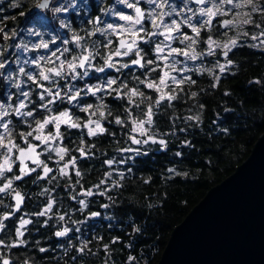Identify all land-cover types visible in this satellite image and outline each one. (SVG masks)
I'll use <instances>...</instances> for the list:
<instances>
[{
    "label": "trees",
    "instance_id": "1",
    "mask_svg": "<svg viewBox=\"0 0 264 264\" xmlns=\"http://www.w3.org/2000/svg\"><path fill=\"white\" fill-rule=\"evenodd\" d=\"M258 2V10L249 12V22L233 24L229 32L209 26L200 29L193 45L200 54L198 66L187 72L184 83H170V92L164 89L176 99L161 102L158 110L153 107V124L146 126L149 134L166 139V147L142 144L139 154L121 155L117 165L103 168L95 162L89 175L96 169L109 170L111 175V183L97 196L107 203L106 218L82 224L76 240L64 239L57 256L39 254L37 264H156L172 227L210 185L246 157L264 130V44L260 48L247 42L249 34L264 33V0ZM81 8L91 9L92 14L96 0H86ZM72 31L85 39L96 38L81 26H73ZM212 33L216 40L229 36L237 40L223 72L217 66L220 57L204 53L205 37ZM138 91L145 93L137 97L140 109L135 117L140 119L144 104H154L159 95L143 85ZM115 131L109 126L110 136L102 133L95 146L108 150L116 138L119 146L124 145L121 136L112 135Z\"/></svg>",
    "mask_w": 264,
    "mask_h": 264
},
{
    "label": "flooded vegetation",
    "instance_id": "2",
    "mask_svg": "<svg viewBox=\"0 0 264 264\" xmlns=\"http://www.w3.org/2000/svg\"><path fill=\"white\" fill-rule=\"evenodd\" d=\"M39 1L0 0V64L5 65L4 68H0V103L17 107L23 101L27 105L22 110L25 112L33 110V105H36L33 110V117L18 116L12 113L4 119L10 122L9 133L11 134V139L20 147H25L24 142L20 139V134L32 131L36 127L37 120L47 118L49 115H59L62 111H69L73 117V121L80 123L82 127L70 128L64 124L60 125L59 131L61 133V139L59 143L52 142L53 147H64L68 149V154L65 155L63 161H59L55 152H44L40 156V159L44 160L53 169V172L49 174L48 178L40 179L39 177H43V171L41 168H37L36 172L23 177L22 180H15V176L20 175L19 161L12 165L10 172L6 171L3 176H0V188L8 180H12L13 182L12 189L0 192V218L9 212L13 213L7 220L3 221L5 228L0 231V240L4 241V244L0 245V264L5 259L9 261V264H37L38 255L43 254V252H52L54 256H57L55 252L61 248L60 243H63L65 241L64 239H68L69 241L73 237L76 240L78 234L81 232L82 224H86L87 221H103L105 219L104 215L108 214L107 207H105L107 203L100 200L97 196L101 194L104 186H108L111 183L110 171L96 169V172L89 175L88 169L94 168L92 165L95 162L101 163V167L117 165L121 161V155L124 158L126 154L134 152L135 149H139V146L130 139V133H132L130 128L127 130L123 128L121 131L117 128L119 125L115 122L119 118L126 121L124 126L132 127L131 120L132 118H136V115L135 110L129 115H125V109L132 107L127 98L121 99L117 96L116 92L97 93L96 96H92L91 94L84 95L82 92L81 96L72 103H69L66 99L63 101L57 100L50 106L51 112H49L40 107L43 101L39 99V96L43 89L38 87L36 82L30 81L28 75H35L40 70L46 71L49 67H57L59 61L67 62L72 57L80 55V46L72 42V37L76 35L72 31L73 26H81L82 29L88 30L89 33H95V39L84 38L81 40L80 45L83 46L85 51L99 52V55L93 60L94 67L89 69L88 76L82 79L78 78L77 80H71L70 77L65 79L56 78L62 94L68 91L69 88L73 89L74 94L75 90L84 89L85 85L95 86L108 79H117L118 84L123 81L129 88H132L136 87L137 80L148 81L153 80L152 78L154 77L155 80H158L159 76L157 73L161 75L163 70L169 69L166 66V62L157 60V54L154 50V47L164 37L154 36L150 40L139 41V46L142 49L141 55L144 56L145 60H155L161 65L156 73H149L145 68L136 65L126 69L120 68L119 72L116 69L107 67H105L104 72H96L95 68L104 67L108 55L115 52L118 48L119 39L128 38L126 34H123L128 28V24L116 33L109 31V35H104L97 31V28H105L103 18L107 20L108 16L106 11H110L107 7L111 6L113 0H96V8L92 14L88 13L91 9L81 8L86 3V0H78V2L82 1V4H76L73 8L70 4L68 7L65 6L63 9H67L66 11H56V6L61 4L57 0H48L47 8L35 9L34 7ZM188 1L192 6L198 5L191 0ZM128 2L133 3L135 0H128ZM168 4L175 8L176 12L165 17V20L177 19L178 22H181L183 18L177 14V9L182 4V0H168ZM138 6L145 13L149 11V6L145 0H140ZM123 9L125 15H135L133 9L127 6H124ZM78 11H82V13ZM163 11L171 12V8H165ZM228 15V13H224L223 15L219 14L213 17L209 27L217 28L221 33L222 31L229 32L230 26H224V21L228 20ZM97 20L99 22L95 23ZM93 26L96 27L94 32L90 30ZM29 27H31L30 32L27 30ZM145 27L148 31L155 30L150 23H146ZM181 31L190 35L191 28L185 24H181ZM34 33H38V35H34ZM224 34L226 35V33ZM40 37L46 41L48 40V43L46 42L49 45L48 48L35 47V45L43 43ZM194 37L196 38L195 35ZM209 37L216 40L213 38L212 33V35L205 37V41ZM221 40L225 39H219V41ZM65 41L68 42L65 43ZM93 41L96 43L93 44ZM109 41H111V44L108 43ZM169 42L176 46H184L179 40ZM65 48L69 49V52H63ZM205 48L204 53H206ZM224 51L222 50L218 53L215 50L212 55L215 56L217 54L221 60V58H226L222 54ZM53 53H55V56ZM41 57L45 59L40 61V66L31 62L33 60H39ZM57 57H59V61ZM135 57L131 54L130 56H115L113 60L117 61V67L119 68L121 64L128 63ZM178 65H174V69L175 67H179ZM20 68H24V73L19 71ZM191 69L192 67L187 72ZM77 71L83 70L78 68ZM9 77L11 78L9 79ZM41 82L45 87H52L53 91L57 88V85L52 84L51 81ZM116 87V85H113V88ZM120 91L122 92L123 89L121 88ZM25 92L29 93L27 98L22 95ZM49 98L46 96V100ZM134 99L137 103L138 98ZM89 105H92V107L87 112L82 111L83 108H87ZM100 105H103V107H100ZM144 105L147 107L149 104ZM121 109L122 115L119 113ZM100 112L104 113L103 117L99 116ZM98 119L106 129L105 133L109 126H115L116 131L112 135L114 137L121 136L124 145L119 146V141L116 138L117 141L109 145L108 150H102L98 146H95V140L102 134L88 136L87 129L83 125L87 124L89 120L96 121ZM55 131L56 128L54 125H48L44 129V134L46 135L48 132L54 133ZM107 133L110 136L109 132ZM0 134H3V129H0ZM40 134V132L35 133V135ZM131 135L135 134L132 133ZM135 136L139 139L143 138L137 135ZM29 142L34 144L39 143L35 141L34 137H30ZM3 143L7 144V139ZM43 147L41 145V148ZM80 148L88 151L90 155L81 157L79 151H77ZM123 148H129L131 151L122 152L121 149ZM37 150L40 151V149ZM12 154L19 155L15 149H13ZM4 155V149H0V163L3 162ZM49 155L52 157L50 161L46 159ZM71 157H75L77 160L75 169L70 164L68 175H61L58 169ZM109 160L112 161V164H108ZM26 163L30 168L36 167L31 161H26ZM75 170H79L80 176H76ZM106 175L108 176L106 177ZM88 191H91L93 195H86ZM15 192H20L24 197V202L18 211L13 210V206L16 203L14 199ZM81 200L84 201L87 207L79 203ZM52 201H54L53 208L47 215H36L38 212L43 211L47 207V204ZM94 212L99 213V215L92 216ZM61 215L65 217L64 220L59 219ZM20 219H29L31 221V223L22 229L24 232L23 237L16 235V229L19 227ZM65 227L70 229L65 236L55 235L57 231H60L61 228L63 230ZM20 239H23L25 243L19 244L18 241ZM13 244L16 246H7ZM41 248L45 249V251L41 252ZM44 258L40 259L43 260Z\"/></svg>",
    "mask_w": 264,
    "mask_h": 264
},
{
    "label": "snow or ice",
    "instance_id": "3",
    "mask_svg": "<svg viewBox=\"0 0 264 264\" xmlns=\"http://www.w3.org/2000/svg\"><path fill=\"white\" fill-rule=\"evenodd\" d=\"M122 2L125 3L128 8L133 9L135 13L134 16L124 14H120L119 16L121 20L127 22L128 24V28L123 33L126 34L128 38L120 39L119 47L115 50L114 53L108 55L104 67L95 68L96 72H104L105 67L116 69L117 72L120 71V68H128L129 64L127 63L121 64L118 68L117 61H114L112 57L113 55L116 57H121L130 56L131 54L138 57L136 59H131L132 65L145 68L146 71L149 73H156L157 69L160 68L161 65L155 60H145L144 56L141 55L142 49L139 46V41H143L146 39L150 40L154 36L164 37V41H161L159 44L156 45L155 53L157 54V60L166 62V66L169 69L175 70L174 65L182 63L181 61L175 59L177 55L183 56L186 60L195 61L198 59L199 54H197L195 49L193 48V45L197 43V40L189 35H185L181 31V24H185L189 28H191L192 32L195 34L196 37L200 36V28L193 26L190 22V18L184 19L181 22H177L175 19L171 20L170 22H166L165 17L170 16L172 15V13L176 12V9L173 8L170 4H168V0H148V3L152 5V7L147 13H145L141 9V7L138 6L140 0H135V2L133 3H129L128 0H122ZM195 3L198 5L212 4V7H201L199 9V14L201 16L208 17V20L204 24H201V28L210 26L212 23V18L216 17L219 14H222L220 7H222L223 5H232L233 9L241 7V5L239 4H234L233 0H217L216 3H213V0H195ZM217 3L220 5V7H217ZM249 3H251V0H249ZM38 7L42 9L47 8L48 0H44L43 3L38 5ZM165 8H171V12L162 11ZM64 10L66 11L67 9ZM56 11H61V9L57 8ZM189 11H191V9H189ZM253 11H257V9L253 8ZM192 15H196V13H192ZM98 22L99 20H97L95 23ZM248 22V20L244 21V23ZM146 23H150L152 28L155 30L148 31V29L145 27ZM231 24H233V21L231 20L224 21L225 27ZM65 26L67 27V25ZM109 30H111V32L117 31V29L112 24H107L105 28H97V31L101 32L104 35H109ZM34 35H38V33H34ZM91 35H95V33H91ZM181 36L183 37V39L180 40V43L185 44V42H187L185 44V47L188 48L190 51H185L182 48L178 47H172L170 43H165V41L179 40ZM82 39L84 38L79 35H74L72 37V42L80 46V55L72 57V59L67 62L59 61V57H57V60L59 61L57 67H49L46 71L40 70L35 75H28V79L30 81L36 82L38 87L43 89L39 96V99L43 101V103L40 104V107L44 108L46 111L51 112L50 106L54 104L57 100L63 101L66 99L69 103H72L73 101H76L78 97L81 96L82 92L84 93V95L91 94L92 96H96L97 93L116 92L117 96H119L121 99L127 98L129 104L132 105L131 108L125 109V115L127 116L132 111L140 109V104H137L134 98L145 96V93L143 91H138V87L140 85H143L145 88L152 89L156 93H159V96L158 99L155 100L154 104H149L146 109L140 110V115L144 117L143 119L132 118L131 120V132L138 133L139 136L143 137V139H138L135 135H130V139L133 143L137 145H147L151 142L159 143L160 145L166 147L165 141L162 139L157 140L153 135L149 134V128L145 127V125L150 126L153 124V107H156L158 110L159 106L161 105V102L165 100L172 101L176 99L175 95L169 94V92L171 91V89L169 88V84L184 83V78L181 77L180 80H177L175 76L170 75L169 71H164L163 75H159L157 73V75L159 76L158 81L137 80V86L132 88H129L128 85L123 81L118 84L117 79H108L102 82L101 84H97L95 86L85 85L84 89L75 90L74 94L72 88H69L68 91L62 94L56 78L65 79L70 77L71 80H77L78 78L82 79L83 77L88 76L89 69L94 67L92 63L93 60H95L96 56L99 55V52L85 51L83 46L80 45ZM67 42L68 41H65V43ZM92 43L95 44L96 42L93 41ZM108 43L111 44V41H109ZM236 43V40H230L228 43L220 45V47L225 49V51L223 52V55L225 57L228 56V51L231 50L230 46H235ZM207 44L209 45L208 54L212 55L213 47L217 45V42L209 37V39L207 40ZM35 47L48 48L49 45L47 43H41L39 45H35ZM63 52H69V49L65 48L63 49ZM165 52H167L166 55H164ZM53 55L55 56V53H53ZM169 58H171V60H169ZM44 59V57H41L39 60H33L31 62L36 64L37 66H40V61ZM49 62L51 63V61ZM228 63H231V61H228ZM4 66V64H0V68H4ZM78 68L83 71L78 72ZM219 69L221 72H223L225 70V65H219ZM184 70L185 69H180V71ZM200 70L203 71V69ZM19 71L21 73H24L25 70L24 68H20ZM10 78L11 77H9V79ZM41 81H51L52 84L57 85L56 90L53 91L52 87H45V85ZM188 82L194 83V81L191 80H189ZM113 85H116L117 87L113 88ZM17 87H19V85H17ZM121 88L123 89L122 92L120 91ZM164 89H169V92H165ZM22 95L27 98L29 96V93L25 92L22 93ZM192 95L195 96L196 93H192ZM46 96L50 98L46 100ZM141 103H143V100L141 101ZM26 107L27 105L23 101H21L17 107H12V105L10 104L0 103V129H3V134H0V149H4L5 152L3 162L0 163V176H3L6 171L10 172L12 170V165L19 161L18 166L20 175L15 176V180L17 181H20L23 179V177L29 176L31 173L36 172L37 168H41L43 171V177H39L40 179L48 178L49 174L53 172V169L49 167L44 160H41L40 156L44 152H55L57 157L59 158V161H63L65 155L68 154V149L64 147H53L52 142L55 141L59 143V140L61 139V133L59 131L60 125L64 124L70 128L82 127L80 123L73 121V117L69 111H62L59 113V115H49L47 118L37 120L36 127L32 131L20 134V139L25 144V147H20L11 139V134L9 133L10 122L6 121L4 118L8 117L12 113H15L18 116L33 117V110L35 109L36 105H33V110H29L26 112L22 111ZM91 107L92 105H89L87 108H83L82 111L87 112ZM100 107H103V105H100ZM99 116L103 117L104 113L100 112ZM115 122L118 125H124L126 123L125 120L119 118H117ZM48 125H54L56 131L54 133L48 132L45 135L44 129ZM83 127L87 129L88 136H97L106 131V129L101 125L99 119L96 121L89 120L87 124L83 125ZM36 132H40L41 134L35 135ZM30 137H34L35 141H38L39 143H30ZM5 139H7V144L3 143ZM41 145H43L44 147L41 148ZM13 149H15L16 152L19 153V155H13ZM37 149H40V151H38ZM77 151H79L81 157H86L90 155V153L88 151H85V149L83 148L77 149ZM134 151H136L137 154H139L140 152L139 149H135ZM46 159L50 161L52 157L49 155L46 157ZM26 161H31L36 167H28ZM76 163V158L71 157L67 162L63 164L61 168L58 169V171L61 175L67 176L69 165L71 164L73 169H75ZM108 164H112V161L109 160ZM75 174L76 176H80L79 170H75ZM12 183V180H8V182L4 184L2 188H0V192H5L7 190L12 189ZM86 195L91 196L93 195V193L91 191H88ZM14 199L16 201L15 208L18 211L21 207V204L24 202V197L21 195L20 192H15ZM79 203L84 207H87L83 200L79 201ZM53 204L54 201L49 202L47 204V207L43 211L38 212L36 215H47L52 210ZM105 207H107V205H105ZM11 215H13V213L9 212L7 215L0 218V231L5 228V224L3 221L7 220ZM97 215H99V213H92V216ZM59 219L64 220L65 217L61 215ZM29 223H31L29 219H20L19 227L16 229V235L19 237H23L24 232L22 231V229H24L25 226ZM69 231L70 229L65 227L62 231H57L55 235L62 237L65 236ZM18 243L24 244L25 241L23 239H20ZM3 244L4 241L0 240V245ZM7 246L14 247L16 245L13 244ZM40 251L43 252L45 251V249L41 248ZM80 251H84V248H81ZM2 264H9V261L5 259L3 260Z\"/></svg>",
    "mask_w": 264,
    "mask_h": 264
},
{
    "label": "water",
    "instance_id": "4",
    "mask_svg": "<svg viewBox=\"0 0 264 264\" xmlns=\"http://www.w3.org/2000/svg\"><path fill=\"white\" fill-rule=\"evenodd\" d=\"M156 264H264V130L246 157L172 227Z\"/></svg>",
    "mask_w": 264,
    "mask_h": 264
},
{
    "label": "rangeland",
    "instance_id": "5",
    "mask_svg": "<svg viewBox=\"0 0 264 264\" xmlns=\"http://www.w3.org/2000/svg\"><path fill=\"white\" fill-rule=\"evenodd\" d=\"M59 1L61 4L56 6V8H61V10H64L63 8L66 6L68 7L69 4L70 6L73 8V6H75L76 4H82V1H79L78 0H57ZM146 4H148L149 8L148 10L151 9L152 5H150L148 3V0H145ZM217 0H213V3H216ZM233 3L234 4H239L241 5V7H237V8H234L233 9V6L232 5H223L222 7H220V5L217 3V7H220V10H221V15H223L224 13H228V20H231L233 21V24H239L241 25L242 23H244L245 20H248V17H249V12L253 11V8L257 9L258 6H259V2L258 0H251V3H249V0H233ZM126 6L125 3L122 2V0H113L112 1V4L111 6L107 7L110 11H106L107 13V20H104V26L106 27L107 24H112L118 32L123 26H127V23L123 20H121L119 18L120 14H124V9L123 7ZM201 7H212V4H206V5H191L189 3L188 0H182V4L179 6V8L177 9V14H179L181 16V18L184 19H187V18H190V22L192 23L193 26L199 28L200 27V24L204 21H207L208 20V17L207 16H201L199 14V9ZM189 9H191V11H189ZM258 10V9H257ZM163 11V10H162ZM192 13H196V15H192ZM173 20V19H172ZM177 22L178 20L175 19ZM166 22H170L171 20L167 21L165 20ZM231 24V25H233ZM229 25V26H231ZM264 28V26H263ZM27 30L30 32L31 31V27L27 28ZM90 30L92 32H94L96 30V27L93 26L92 28H90ZM111 32V30H109ZM116 32H111V33H116ZM185 35H187V33H184ZM263 30H260L259 32L257 33H253V34H249V39L247 40V42L255 47H262L264 42H263ZM195 34H193L192 30H191V33L189 36L194 37ZM40 39L42 40L43 43H48V40L46 41L45 39H43L42 37H40ZM183 37L181 36L179 41L182 40ZM209 38L206 39L205 41V44H206V48H205V52L207 53L208 52V48H209V45L207 44V40ZM212 39V38H211ZM214 40V39H212ZM230 40H236L235 37L233 36H229L228 38H226L225 40H214L217 42V45L213 47V52L216 50L218 53H220L222 50H225L224 48L220 47V45H223V44H226L228 43ZM161 41H164V38L161 40ZM160 41V42H161ZM237 41V40H236ZM165 43H170L172 47H178V48H182L183 50L185 51H190L188 48L185 47V44H183L184 46H176L175 44H172L171 42L169 41H165ZM187 43V42H186ZM159 44V43H158ZM78 46V45H77ZM156 47V46H155ZM155 47H154V50H155ZM231 47V46H230ZM194 48V47H193ZM196 51V50H195ZM114 53V52H112ZM197 54H199L197 51H196ZM167 52L164 53V55H166ZM115 56L113 55L112 58H114ZM200 57V54L198 55V59ZM176 60L178 61H181L182 63H178L179 67H175V70L173 69H166V70H163L161 75H163V72L164 71H169L170 75L171 76H175L177 78V80H180L181 77H186L187 76V71L193 66V65H196L198 66V63H199V60H195V61H192V60H186L183 56H180V55H177L175 57ZM228 59L224 58L221 60L218 61V70L219 69V65L223 64L225 66H227L229 63H228ZM180 69H185L184 71H180ZM158 81V80H157ZM159 95V93H158ZM95 121V120H94ZM94 126V125H93ZM147 125H145L146 127ZM131 128L130 127V131H131ZM132 133H130L131 135ZM135 135L139 136L138 133H134ZM141 137V136H140ZM105 216V215H104ZM106 218V216H105ZM62 231V228L61 230Z\"/></svg>",
    "mask_w": 264,
    "mask_h": 264
}]
</instances>
